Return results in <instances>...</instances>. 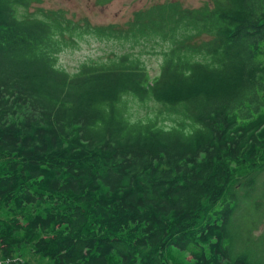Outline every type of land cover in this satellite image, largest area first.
<instances>
[{"label":"trees","instance_id":"obj_1","mask_svg":"<svg viewBox=\"0 0 264 264\" xmlns=\"http://www.w3.org/2000/svg\"><path fill=\"white\" fill-rule=\"evenodd\" d=\"M36 2L0 0V259L264 264V192L233 231L264 176V0L106 26ZM86 36L122 48L70 73L60 56Z\"/></svg>","mask_w":264,"mask_h":264},{"label":"rangeland","instance_id":"obj_2","mask_svg":"<svg viewBox=\"0 0 264 264\" xmlns=\"http://www.w3.org/2000/svg\"><path fill=\"white\" fill-rule=\"evenodd\" d=\"M169 2H179L186 8H200L205 4L211 3V0H114L112 3L100 7L96 4V0H39L33 4L30 12H35L37 9L44 10H63L67 13V17L75 22H82L87 19L92 25L106 26L109 24L125 25L136 11L149 8L158 4H165ZM78 40V39H77ZM129 45V44H128ZM122 47L114 43L102 42L93 37H83L76 42V46L68 48L60 56V64L70 73H75L79 66L88 59L105 60L113 51L118 52ZM129 49L124 48L122 51ZM141 47L134 48L138 51ZM147 67L150 75L154 77L159 73L160 57L157 54L145 55ZM133 103V102H132ZM151 106H153L151 104ZM150 111V108L136 104L133 106L132 112L143 117ZM264 192V176L259 180V189L254 198L239 197L240 209L237 211L234 220V233L239 236L245 233V223L248 219L253 217L256 213L255 201ZM261 215L260 212H258ZM259 218V216L257 217ZM264 231V225L256 234L260 235ZM170 255V253H169ZM14 259H21L22 263L27 264H50L47 260L36 257L26 250V256ZM12 259V260H14ZM178 264L183 262L190 264V257L174 258ZM183 260V262H182ZM5 261L0 259V264Z\"/></svg>","mask_w":264,"mask_h":264},{"label":"built area","instance_id":"obj_3","mask_svg":"<svg viewBox=\"0 0 264 264\" xmlns=\"http://www.w3.org/2000/svg\"><path fill=\"white\" fill-rule=\"evenodd\" d=\"M22 260L21 259H14V260H7L3 264H21Z\"/></svg>","mask_w":264,"mask_h":264}]
</instances>
